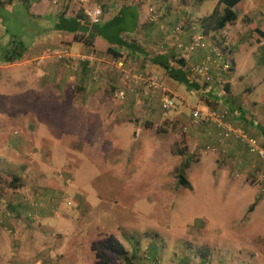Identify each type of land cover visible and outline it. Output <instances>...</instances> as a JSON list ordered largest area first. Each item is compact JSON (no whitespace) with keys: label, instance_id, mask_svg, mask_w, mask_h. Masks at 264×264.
<instances>
[{"label":"rangeland","instance_id":"1","mask_svg":"<svg viewBox=\"0 0 264 264\" xmlns=\"http://www.w3.org/2000/svg\"><path fill=\"white\" fill-rule=\"evenodd\" d=\"M216 1L198 5L183 0V18L209 14ZM243 2L236 9L247 21L241 24L242 30L264 26V0ZM26 15L20 5L0 6V173L18 177L21 192L30 199V206L21 214L27 213L10 220L15 226L21 219L27 231L22 251L12 254L7 264H127L102 249L108 242L119 244L131 264H181L186 253L188 264H264V201L257 202L263 188L242 173L228 171L230 165L223 160L219 165L220 151L210 146L193 148L191 141L186 142L192 127L203 125L191 120L184 123L183 117L188 119L196 109L206 110V103L184 84L170 81L175 109L163 112L159 105L161 111L152 127L145 129L141 124L134 140L127 141L128 133L135 130L130 124L120 130L106 128L111 138L99 141L91 150H67L71 130L86 129L73 126L71 104L36 87L41 65L2 68L6 57H16L18 50L13 46L17 41L27 48L36 41L34 27L22 31L28 24L23 22ZM225 45L229 47L227 42L222 47ZM261 73L236 79V96L220 98L218 105L233 104ZM246 104L250 110L259 107ZM103 122L95 119L91 124L99 127ZM25 132H31L37 141L20 148L13 139ZM92 132L95 130H86L88 135ZM33 136L29 137L35 140ZM187 158L189 188H183L176 176ZM227 171L230 177L224 176ZM50 184L64 201L52 209H38L37 199ZM8 189L0 178V194L9 193ZM253 203L251 215L248 208ZM251 218L257 220L248 224ZM2 250L7 252L4 244H0V253Z\"/></svg>","mask_w":264,"mask_h":264},{"label":"crops","instance_id":"2","mask_svg":"<svg viewBox=\"0 0 264 264\" xmlns=\"http://www.w3.org/2000/svg\"><path fill=\"white\" fill-rule=\"evenodd\" d=\"M243 3L241 0L237 8ZM14 4L25 9L26 18L20 19L32 25L28 29L27 24L21 30L32 31L34 27L37 33L36 41L28 45V48L17 41L13 46L18 50L15 52L16 57H6L2 68L18 66L29 69L38 63L41 67H38L40 78L35 84L36 87L49 91L58 101L71 104L74 120L72 124L75 128L86 129L87 133L95 130L88 135L86 130L80 132L72 129L66 141L67 150H91L99 141L109 139L106 128L120 130L130 124L135 130L128 133L127 141L134 140L141 124L144 121L153 122L158 110L161 111L158 105L162 96L161 89H153L150 93L152 98L146 99L142 95V79L148 75L158 77L160 86L172 92V80L163 76V67L155 64L154 60L156 59L157 63L169 62L173 67L174 60H182L189 68H193L209 55L210 49L217 45L214 41L220 37H226L225 42L231 48L233 59L227 98L236 96V79L241 80L246 74L256 71L262 73L259 78L255 75L241 98L237 97L233 104H225L223 108L220 106L221 109L217 107L214 110L224 114L223 122L228 124L227 126L244 132L264 149V60L261 59L262 54L264 55V41L255 32V29L264 32V26L250 28L247 23L249 28L242 30L241 24L247 21L237 15V19L228 24L219 37L208 35L207 39H210L207 40V48L195 50L183 57L180 46H187L197 36L198 21L211 13L201 18H183V0H0V6L4 9H10ZM94 6L101 8V20L97 25L90 26L80 17L79 12ZM247 11L248 8L245 7L244 14ZM81 33L90 36L91 45L75 37ZM63 50H66L67 54L61 61L47 55L49 51ZM114 52H120L121 57L115 59ZM13 59L15 61H12ZM217 66L220 67L217 64L211 65L215 80L220 77L221 72V68ZM120 93L124 94L123 98L118 96ZM207 97L219 102L220 97L224 96L222 92L219 91L218 94L215 91L208 93ZM246 103H249L251 108L259 107L250 110L247 109ZM95 119H103L105 122L96 127L91 124ZM183 119L184 123H188L191 117ZM25 135L33 136L31 132H25L21 137L13 139V143L20 148L22 144L34 145L37 138L33 136L35 140L30 137L27 139ZM186 138L187 144L191 141L193 148L210 146L212 150L220 151L222 155L216 159L219 160L218 164L223 160L230 165L228 171L232 169L233 173H242L248 181L252 180V183L259 182L263 191L258 194L257 202L264 201V161L251 153L240 137L235 134L226 136V131L219 125L207 124L203 127H192ZM10 140L12 139L9 138ZM228 171L224 173L225 177H230ZM51 185L40 193L41 197L37 199V203L41 206L38 209L44 206L52 209L54 205L64 201L58 196L60 191ZM22 186L18 178L16 189L9 187V193L0 194V244H4L7 249V252L2 250L0 253L4 264L9 262L12 254L22 251L23 236L27 231L21 219L16 220L18 224H14L15 226L10 222L13 217L27 213L26 210L21 214L26 206H30L28 194L21 192ZM252 205L255 203L250 207ZM51 213L54 211L48 215ZM250 214H254V208ZM252 219H248V224L257 220ZM188 261L184 256L183 262L188 264ZM32 263L37 264L38 261Z\"/></svg>","mask_w":264,"mask_h":264},{"label":"trees","instance_id":"3","mask_svg":"<svg viewBox=\"0 0 264 264\" xmlns=\"http://www.w3.org/2000/svg\"><path fill=\"white\" fill-rule=\"evenodd\" d=\"M191 1H194L195 4L200 5L205 0H191ZM240 1L241 0H217V3L215 5V7L213 8V10L211 11V13L208 16L204 17L203 20L198 21L197 25H198L199 33L197 34V36L194 37V39H192V41L195 40L196 37L200 36L204 40L203 43L207 46V42H208L207 40L210 39V38L207 39L208 35L212 34L213 37H217V36L219 37L220 33L223 32L224 28L228 24L234 22L237 19L236 9H237V6L239 5ZM83 11L79 12L81 14L80 17L84 18L85 21L87 22V24L90 25L88 23L85 15H84ZM90 26H93V25H90ZM255 32L264 41V32H261L258 29H255ZM75 37L77 39H79L80 41L85 42L87 45H91L92 39H90V36H87L85 33H81L79 35H76ZM214 42L217 44V46L221 47V50L224 53V57H221L220 60L216 59V61H215L216 64L220 65V67H221V65L223 66L224 64H228V66H229V69L227 71L228 73H224L221 71L219 78L223 79V80L229 79V77L232 73V70H233V59H232V54H231L232 53L231 48L226 46V45H225V47H222L223 43H225L224 38L217 39ZM118 57H121V53L120 52H114V58L117 59ZM261 59L264 60L263 54H262ZM12 61H15V59H13ZM174 61H175L174 67L171 66L169 62L157 63L156 59L154 60V63L163 67V69H162L163 70V76L165 78L170 79L172 81H176L178 83H181L182 85L184 84L186 86V88L189 91H191L194 95H196L201 102L204 101V104L206 103L205 105L207 108L214 110L217 107H220L218 105L217 99L214 101L212 98H209V97L206 98V95H208V93H212V92L216 91L219 94L218 89L214 85L201 84V79L197 76V74L195 72H193L192 68H189V66L185 64L184 61H182V60H174ZM220 67L217 66V68H220ZM212 71H213V69H212V67H210V74H212ZM262 83L264 84V76L262 79ZM228 87H229V85L225 86V93H226V94H224L225 98L227 97V94H228L227 93ZM215 89H217V90H215ZM170 96L172 97L171 94H170ZM224 97L223 98L220 97V98H222V100H224ZM220 101H221V99H220ZM160 103L161 102L159 101L158 105H160ZM151 123H152L151 121L150 122L144 121V125H143L144 128L145 129L151 128L152 127ZM143 126H142V128H143ZM189 165H190V162H189V159L187 158L186 160L182 161V163L180 164V166L177 170V176H176L177 177V184L183 188H189V183H188V180L186 178V171L189 169ZM0 178L4 179L8 183V186L11 187L12 189H16L18 187V177H16L14 174H10L9 172L3 171L2 174L0 173ZM254 206L255 205H252L248 209V212H251L253 210ZM102 249L116 255L119 258L124 259L127 264H131L130 263L131 261L128 258V255L123 250V248L120 247L119 244H115L113 242H108L102 246ZM133 251H134V253L136 252L135 250H133ZM184 256L186 258L189 257V255L187 253L184 254ZM131 257L134 258L135 255L132 254ZM200 262L204 263L205 262L204 258L201 257ZM182 263L186 264L184 262H182Z\"/></svg>","mask_w":264,"mask_h":264},{"label":"built area","instance_id":"4","mask_svg":"<svg viewBox=\"0 0 264 264\" xmlns=\"http://www.w3.org/2000/svg\"><path fill=\"white\" fill-rule=\"evenodd\" d=\"M88 23L90 25H97L101 20L102 11L99 6H94L92 8H85L83 11ZM202 37H196L195 40L189 42L187 46H183L181 48L183 57H186L191 52L206 48L207 46L203 43ZM66 50L60 51V52H53L49 51L47 52V55L53 56L57 61L64 60L66 57ZM221 57H224V53L221 50V47L214 45L209 52V55L205 57V59L195 67L192 68L193 72L197 74V76L201 79V84L205 85H214L218 88L220 92L225 94V86L228 84L229 79H220L217 80L214 79L212 74H210V67L211 65L216 64V59H219ZM215 58V59H214ZM228 58V57H227ZM229 59V58H228ZM221 71L224 73H228L229 66L228 64H224L220 67ZM143 87L142 95L146 99L152 98L150 97V93L153 89L159 88L162 91L161 96V103L160 107L163 112H168L171 110H174L176 105L173 101V98L170 96V94L164 90L160 86V79L155 76H147V78L142 79ZM120 98H123L124 94L120 93L118 94ZM224 114L219 113L215 110H194L191 114V122L195 125L202 126L207 124H216L222 127L226 131V136H229L230 134H235L236 136L240 137L243 142L246 143L248 146V149L251 153L256 154L261 160L264 161V149L260 148L255 140L248 137L244 132H241L239 130L231 129L228 124H225L223 122Z\"/></svg>","mask_w":264,"mask_h":264}]
</instances>
